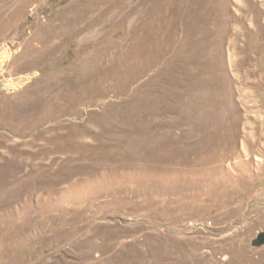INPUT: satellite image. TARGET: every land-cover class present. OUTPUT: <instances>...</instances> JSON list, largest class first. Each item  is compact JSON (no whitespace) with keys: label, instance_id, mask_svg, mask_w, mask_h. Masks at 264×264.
I'll return each mask as SVG.
<instances>
[{"label":"rangeland","instance_id":"374dc122","mask_svg":"<svg viewBox=\"0 0 264 264\" xmlns=\"http://www.w3.org/2000/svg\"><path fill=\"white\" fill-rule=\"evenodd\" d=\"M0 264H264V0H0Z\"/></svg>","mask_w":264,"mask_h":264},{"label":"water","instance_id":"95a60500","mask_svg":"<svg viewBox=\"0 0 264 264\" xmlns=\"http://www.w3.org/2000/svg\"><path fill=\"white\" fill-rule=\"evenodd\" d=\"M253 246H263L264 245V232H260L256 239L252 241Z\"/></svg>","mask_w":264,"mask_h":264},{"label":"bare ground","instance_id":"6f19581e","mask_svg":"<svg viewBox=\"0 0 264 264\" xmlns=\"http://www.w3.org/2000/svg\"><path fill=\"white\" fill-rule=\"evenodd\" d=\"M0 63H1V60H0Z\"/></svg>","mask_w":264,"mask_h":264}]
</instances>
